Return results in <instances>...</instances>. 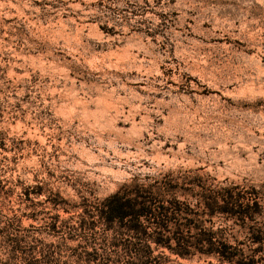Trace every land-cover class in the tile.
<instances>
[{
	"label": "rangeland",
	"instance_id": "374dc122",
	"mask_svg": "<svg viewBox=\"0 0 264 264\" xmlns=\"http://www.w3.org/2000/svg\"><path fill=\"white\" fill-rule=\"evenodd\" d=\"M168 173L255 188L197 220L264 264V0H0V264H125L85 210Z\"/></svg>",
	"mask_w": 264,
	"mask_h": 264
},
{
	"label": "trees",
	"instance_id": "16d2710c",
	"mask_svg": "<svg viewBox=\"0 0 264 264\" xmlns=\"http://www.w3.org/2000/svg\"><path fill=\"white\" fill-rule=\"evenodd\" d=\"M178 180L168 173L164 181L154 184H142L137 178L122 184L85 210L89 218L85 221L87 230L95 231L101 224L107 246L122 254L128 260L125 264H170V256L183 261L198 257L215 259L220 264H258L255 258H243L235 246L219 240L213 228H205L197 220L201 214L208 216L212 224L219 214L244 222L251 220L262 207L254 197L258 191L254 188L249 192L237 184L206 188L202 178L184 184ZM196 188L202 191V201L193 205L181 200L193 196ZM246 199L250 202L241 203ZM58 223L54 231L59 229ZM254 242L263 244V239L256 237ZM99 258L96 251L90 253L89 261L96 263Z\"/></svg>",
	"mask_w": 264,
	"mask_h": 264
}]
</instances>
